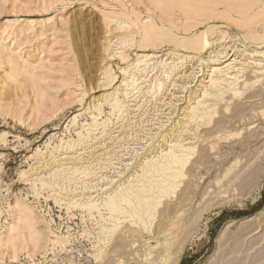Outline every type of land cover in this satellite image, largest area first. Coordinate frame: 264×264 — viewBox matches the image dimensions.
Masks as SVG:
<instances>
[{"label":"rangeland","instance_id":"obj_1","mask_svg":"<svg viewBox=\"0 0 264 264\" xmlns=\"http://www.w3.org/2000/svg\"><path fill=\"white\" fill-rule=\"evenodd\" d=\"M145 31L154 51L140 47ZM199 35L209 43L200 52L181 46ZM228 63L214 90L212 69ZM263 67L264 0H0V242L15 218L29 242L35 231L69 239L0 264H97L108 211L73 202H101L175 145L193 147L191 168L151 229L167 221L176 264H264ZM225 117L205 150L199 137ZM134 227L122 217L112 237Z\"/></svg>","mask_w":264,"mask_h":264},{"label":"bare ground","instance_id":"obj_2","mask_svg":"<svg viewBox=\"0 0 264 264\" xmlns=\"http://www.w3.org/2000/svg\"><path fill=\"white\" fill-rule=\"evenodd\" d=\"M156 38H155L154 33L152 34L151 32L145 31L144 38H143L144 40H143L140 47H142V49L145 48L146 49L145 51H147V50L154 51L155 49H157V47H159L158 46L159 44H157ZM159 42H160V45H162L164 43V41H159ZM208 44L209 43H208V39H206V35H204V36L199 35L197 39H193L189 42H185V41L183 42L182 41L181 46H183L187 49L189 48V49L195 50L197 52H200V50H203L204 47H206ZM181 46H179V47H181ZM120 56L123 57V59L126 58L125 53H121ZM152 57H154L153 54H144V55H141L139 57L138 61H140L142 59L152 58ZM232 65H233L232 63H228L227 65H225L223 67H214L212 69L210 86H212L214 88V90H217L219 88V86L222 84V82L227 80L224 78V75L228 76L232 73V72H230V70L233 68ZM222 74H224V75H222ZM236 76L237 75H235L234 77H236ZM133 79L134 78H131L129 81H127L126 85L130 86L131 84H134ZM113 80H114V78H113ZM158 88H161V85H159ZM236 93H237V91H236ZM248 95L250 96V94H248ZM252 95H251V97L253 98L254 96H252ZM258 95H260V93H258ZM251 97H249L248 99H252ZM113 106L115 108L119 107V105H117L116 103H114ZM237 106H239V105H237ZM221 107H223V106H221ZM234 110H236V109H234ZM221 113H222V111H221ZM236 113L237 112H234L233 114H236ZM238 113H239V110H238ZM196 116H197V112L194 111L193 115L191 116L190 122L193 123V122L197 121L198 117H196ZM237 116H235V117H237ZM229 117H231V116H229ZM233 118H234V116H233ZM233 118H232V121H233ZM223 120H226V117H225V119H222L220 122L213 124V126L215 125L214 127H212L214 129L209 130L208 129L209 127H207V131L206 130H205V132L203 131L204 132L203 135L199 137V139H200L199 142L202 144L201 146L206 148L205 150L208 151V148L212 149L216 144H218L219 138L221 137L220 133H222L224 128L228 125V122H226L227 125L225 126V122ZM214 121H215V119H214ZM235 122L237 123V121H235ZM235 122L233 121V123H235ZM238 122H240V121H238ZM225 130H227V129H225ZM214 139L216 141H213ZM231 146L234 147L233 144ZM71 147H72V145H71ZM218 148H220V147H218ZM192 149H193V147H186L183 145H175V146L171 147L170 151H168L165 154H162L159 159L152 161V162H148L147 165L145 166L144 170L142 171L140 178H137L133 182H129L127 185H125V184L119 185L117 187V189H115L113 192H111L109 195H107V197L105 199H103L101 202L93 201V200L86 201V202H80V203L77 200L73 202L74 206H79L83 210H86L90 213H92L93 211H98L100 213L102 208H105L108 211L109 216H108V218L105 219L106 225H103L101 231L94 237L95 238V240H94L95 250L93 253V256H94L93 258L96 259L97 264H130L132 262L134 264H155L157 262L159 263V261L161 262L159 264H176L178 262L182 248H180L178 250L176 249V252L174 251L175 254H173L174 252L171 250L173 252L172 256H174V257L173 258H172V256L170 257L169 252H171V251H169L168 247L170 246V248H171L173 246V245H170L173 242V241L171 242V240H172L171 237L175 233L171 234V232L169 231V229H171V228L168 227L169 228L168 229L166 227L167 221L165 222L164 226L162 225L163 226L162 228L160 225V229H157V230L153 229L152 230L151 228L153 226V221L155 219V213H156L155 208L159 204L160 200L163 197L168 196L171 193H174L179 182H180V179L184 178L186 176L185 173L187 171L184 172V170H186V169L188 170V167L191 166L189 164L190 155L188 152ZM207 153H208V155H211V154H209V152H207ZM227 153H229V151ZM202 154H201V156L204 157V158L203 157L202 158L205 159L206 158V156H204L205 153L202 152ZM219 155H221V154H219ZM196 158H200V157L196 156ZM207 159H209V158H207ZM195 161L196 160H194V162ZM196 163H198V162L196 161ZM201 163H200V165H204L207 162H205V163L203 162L204 164L203 163L201 164ZM208 163H210L209 160H208ZM188 164L190 166H188L186 168V166ZM235 164H236V162H235ZM193 167H197V166H193ZM202 168H203V166H202ZM195 169H198V167ZM208 170H209V168L207 167L206 171H208ZM58 173H59V171L55 170L51 173V176L56 177V175ZM194 175L199 176V174H197V175L194 174ZM232 175H233V173H232ZM224 178H226V177H224ZM226 183H228V182H226ZM184 184H185V181H184ZM188 184H190V183H188ZM191 184H192V182H191ZM189 186H191V185H188V187ZM206 187H207V185H206ZM184 189H185V187H184ZM188 190H190V189H188ZM192 190H190V191H192ZM216 191H215V193H216ZM187 192H189V191H187ZM210 192H209V194H210ZM181 193H182V191H181ZM191 193H189V194H191ZM189 194H186V195H189ZM182 195H183V193H182ZM182 198H184V197H182ZM179 199H180V197H179ZM186 199H187V197H186ZM186 199H184V200H186ZM189 199L190 198H188V200ZM180 201H182V200H180ZM185 202L186 201H184L183 203H185ZM180 204H181V202H180ZM10 208L12 209L15 207L10 206ZM164 211H165V209H164ZM166 214H164V215H166ZM122 217H124V219H128V220L130 219L131 223L138 226V227H134L135 229H133V228L127 229L126 228L127 231H125L124 233L120 232L121 234L120 235L117 234V236H115L116 238L112 237L118 231L119 223H120ZM170 219H168V221L172 222V221H170ZM24 220L25 219H23V221ZM27 220H28V218L25 221H27ZM247 221H248V219H247ZM19 223L20 222H18V220L15 218L13 223H11L8 226V227H10L9 228V232H10L9 237L10 238L8 239V241L0 242L1 243L0 255L3 258H5V256L6 257L8 256L10 258V260H16V259L18 260L23 251L26 252L27 255L30 257L32 255L38 253V252L43 251L44 257H46L48 255V252H49V247L52 243L56 244L57 242L62 241V244L63 243L68 244V242H69V239H68V242H66L67 238L56 236V235H55V239L49 238L43 242L42 241V235L38 231H35V228H34V230L32 228V231H35V232L30 234L29 237H30L31 241L33 242L34 246H33V248H30L32 245L31 246H29V245L32 243H30L31 241L29 242V240H27L29 238H27L28 236L26 237L24 234L25 230H24L23 224H25L26 222H24L22 224L23 228H21ZM25 225H28V223ZM168 225H170V224L168 223ZM28 226H31V225H28ZM28 226H27V228H28ZM157 226H156V228H157ZM153 228H154V226H153ZM226 229H227V227H226ZM226 229L221 231V233L218 237V243H221L223 241V239L225 237ZM172 238H175V237H172ZM227 238L229 239V237H227ZM18 239H20V242ZM151 241H154L155 245L153 243H151ZM181 242H183V241L181 240ZM60 243L61 242H59V244ZM181 244H183V243H180V245ZM63 245H60V246H63ZM108 246H111L112 248L110 247L111 249H109ZM53 247H54V245H53ZM63 249H65V248H63Z\"/></svg>","mask_w":264,"mask_h":264}]
</instances>
